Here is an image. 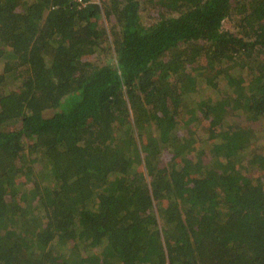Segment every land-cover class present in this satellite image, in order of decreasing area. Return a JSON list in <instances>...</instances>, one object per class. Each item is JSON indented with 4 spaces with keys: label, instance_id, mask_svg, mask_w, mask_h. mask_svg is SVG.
Returning a JSON list of instances; mask_svg holds the SVG:
<instances>
[{
    "label": "trees",
    "instance_id": "trees-1",
    "mask_svg": "<svg viewBox=\"0 0 264 264\" xmlns=\"http://www.w3.org/2000/svg\"><path fill=\"white\" fill-rule=\"evenodd\" d=\"M0 65V264H264V0H0Z\"/></svg>",
    "mask_w": 264,
    "mask_h": 264
},
{
    "label": "rangeland",
    "instance_id": "rangeland-1",
    "mask_svg": "<svg viewBox=\"0 0 264 264\" xmlns=\"http://www.w3.org/2000/svg\"><path fill=\"white\" fill-rule=\"evenodd\" d=\"M156 9L154 8L153 9V12L154 14L157 16V11H155ZM158 17V16H157ZM103 23H104V26L107 27L108 29V33L109 34V40L105 43L107 44V46H113L114 44V39L118 36L121 35V27L122 25L119 24L116 19L114 18H108L106 16L103 17ZM143 21L145 24L149 25L151 23H153V19H151L150 17H148V15H146L145 17H143ZM224 28L225 29H232V25H231V22L230 21H225L224 22ZM3 62V61H1ZM194 67H195V70L198 71V63H194L193 64ZM0 68H1V65H0ZM159 71V69H157ZM210 72V69H208ZM197 74V77H199L198 73L197 72H194ZM14 77L15 75L13 73H8L7 74V78H6V83H5V86L6 88H8L9 90L13 89L14 86H15V80H14ZM199 91L201 94H204L206 95L207 97H210L212 96L214 99L217 98V94H219V92L214 88L213 85H209L207 83V81H204V79L202 78V76L199 78ZM250 124V123H248ZM205 125V124H204ZM202 133H203V136H205L204 134L208 132V130L205 128V126H202ZM261 131L260 135H259V139L256 141V143L258 144V147L260 150H258V153L260 152H264V128H260L259 129ZM183 133L186 134L187 132L185 131V129L183 130ZM215 143H214V152H215V147L217 146V143L220 141L219 138H215L214 139ZM209 146V145H208ZM207 146V147H208ZM206 147V148H207ZM205 148V145L202 143V145H200L198 148H196V152H194L191 157L192 158H195L196 159V162L197 161H203L204 164H207L209 161H210V147H209V151H207L208 153L205 154L202 152V149ZM240 167H242V169L244 168V164L240 165Z\"/></svg>",
    "mask_w": 264,
    "mask_h": 264
}]
</instances>
